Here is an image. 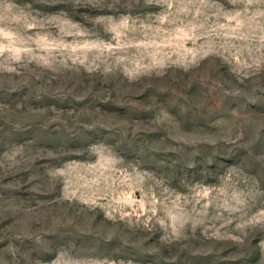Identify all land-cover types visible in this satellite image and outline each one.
Listing matches in <instances>:
<instances>
[{
  "label": "rangeland",
  "instance_id": "obj_1",
  "mask_svg": "<svg viewBox=\"0 0 264 264\" xmlns=\"http://www.w3.org/2000/svg\"><path fill=\"white\" fill-rule=\"evenodd\" d=\"M0 264H264V0H0Z\"/></svg>",
  "mask_w": 264,
  "mask_h": 264
}]
</instances>
